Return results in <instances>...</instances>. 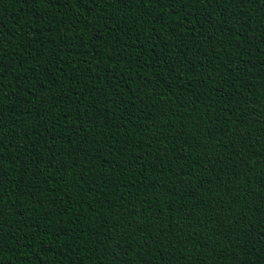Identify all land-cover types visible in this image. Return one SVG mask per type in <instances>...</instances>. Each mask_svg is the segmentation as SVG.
<instances>
[{
  "label": "trees",
  "instance_id": "obj_1",
  "mask_svg": "<svg viewBox=\"0 0 264 264\" xmlns=\"http://www.w3.org/2000/svg\"><path fill=\"white\" fill-rule=\"evenodd\" d=\"M0 264H264V0H0Z\"/></svg>",
  "mask_w": 264,
  "mask_h": 264
}]
</instances>
